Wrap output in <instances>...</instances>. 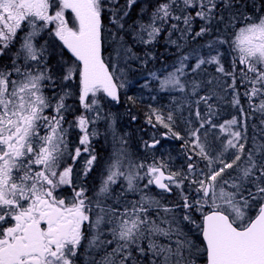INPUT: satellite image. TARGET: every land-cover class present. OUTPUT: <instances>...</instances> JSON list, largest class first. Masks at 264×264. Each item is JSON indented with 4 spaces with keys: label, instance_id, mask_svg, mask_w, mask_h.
Instances as JSON below:
<instances>
[{
    "label": "snow or ice",
    "instance_id": "6c2138e0",
    "mask_svg": "<svg viewBox=\"0 0 264 264\" xmlns=\"http://www.w3.org/2000/svg\"><path fill=\"white\" fill-rule=\"evenodd\" d=\"M45 31L54 39L39 43ZM161 37L175 59L141 88L175 95L167 116L152 109L147 123L184 141L186 170L171 171L164 158L136 162L109 123L113 151L89 195L75 165L83 158L87 177L99 163L97 124L110 119L101 94L119 103L121 63L146 66L155 56L141 59L135 47ZM2 58L0 264H264V139L254 134L249 147L246 130L258 115L264 137V0H0ZM228 94L243 131L235 116L215 123ZM177 118L187 138L174 130ZM217 127L226 134L218 149L208 138ZM174 189L180 202L164 203Z\"/></svg>",
    "mask_w": 264,
    "mask_h": 264
},
{
    "label": "rangeland",
    "instance_id": "374dc122",
    "mask_svg": "<svg viewBox=\"0 0 264 264\" xmlns=\"http://www.w3.org/2000/svg\"><path fill=\"white\" fill-rule=\"evenodd\" d=\"M52 39L53 38H50L49 35H44V34H42L41 37L38 38L39 43H44L45 40H52ZM110 51H111V47H108L107 52H106L107 53L106 57L108 56V53ZM51 63L53 65H55V60H52ZM132 64H134L132 61H129L128 65H124L123 63H121V67H124V69H125V74H126L125 79L127 81L126 86L124 88L120 89V94H121V97L123 98V104H122L123 109L121 111H119L117 109L111 108L112 107L111 105H110L111 107H109V106L106 107L105 103H102L103 114H105V115L110 114V119L108 121L101 120L97 124V128L100 132V135L94 141V146L97 143H99V145H101L100 146V152L97 151L98 156L101 160L96 165L94 170L90 173V175L87 176V178H88L92 174L95 173V180L94 181L88 180L87 183L84 184L85 187H87L90 190L89 195H91V190L93 189L94 186L98 185L99 180H100V173L98 175V178H96V175L98 173V166H100V169L102 170L105 162L108 161V159H109V157L113 151V139H112V132L109 129V123H112V126L115 129L117 135L122 136L124 138V140H126V141L128 138V131L129 130L132 131L133 135L137 136V141L139 142L140 148L139 149H133L129 146L128 142H127V148H128L129 153L131 154V158L138 163L141 161H143L145 163H151L153 158H156V159L164 158L165 160H168L167 159V152L171 151L170 150L171 146L168 144H162L157 151H149L148 149H145L144 142H152L153 138L158 140L160 131L165 130L167 132V129H165L164 127H162L159 124H156L154 117H153V124H156L155 131L152 132L150 130V126H153V125L147 123V119H148V114L151 112V110L156 109L153 106V101L157 100L158 98H162L163 96L168 95V98L164 97V100L166 101V98H167L170 105L165 104V106L163 107V109L168 110V109H170V107L172 105V95H175V94L169 95L167 93H161V92L155 91L154 90L156 87L155 83H153V85H152V87H153L152 91H149L148 89H142L141 85L144 83V80H138V79L134 78V76H133L134 74L132 73V70L135 71V68L132 66ZM55 69H57V68H55ZM208 70H210V69H208ZM210 71L214 72V68H213V70H210ZM117 75H119V72H117ZM51 91H52L51 88L46 89V92L49 95H51ZM132 96H137L139 99L145 100L143 103L147 104V105L143 106V107H145V108H143V111H144L143 115L144 116H142V117L139 116V118L137 117L138 119L136 118L135 120H133L132 117L133 116L136 117V116L132 115V113H130V111H128V109L130 110L129 97H132ZM153 96H155L156 98L153 99ZM231 99H232V97H231ZM231 99H229V103H230ZM148 101H151L152 103L150 104ZM201 109L206 110L205 106H203V105H201ZM233 113L234 114L230 115L227 120L232 119L233 116L237 117V119L241 121V124H242L241 130L243 131L244 130L243 125L245 123L243 116L240 114L239 110L235 109V108H233ZM163 114L165 116H167V114L165 112H163ZM183 115L188 116V111L186 110L183 113ZM192 119L195 122L194 115H193ZM137 120L142 121V122H140L141 125L138 123ZM224 121H221L217 125L223 123ZM182 123H183L185 131H187L185 122L182 121ZM249 125H250V130L248 129ZM253 125H256L255 130L253 128ZM196 126H198V123L196 124ZM133 127L135 128L134 130L132 129ZM260 127H261L260 126V119L258 121H256L255 124H250V122H249V124L246 123L247 133L250 132V133L254 134L255 132L260 131ZM174 130L177 131V122L174 125ZM204 131L205 130H203L202 133H204ZM208 131H209V133H212V134L216 135L217 137H224L226 139V134L221 133L219 130V127L215 128V129L209 128ZM146 135H148V138L145 137L143 139V136H146ZM175 141L176 142L173 145H176V147H177V142H179V141L181 142V140L175 139ZM179 146L181 147V148H179V150L183 151V153H184V150L182 148V144H180ZM229 158H231V157H229ZM182 160L183 159H181L180 162H182ZM168 163L170 164L169 161H168ZM180 165H182V163L173 164V166H177V168H180ZM101 170H100V172H101ZM174 171H176V170H174ZM78 178H80V177H78ZM142 183H146V180L143 181ZM114 187L116 188L117 191H119V184L114 186ZM186 188L187 187H185V190L187 192ZM174 191L176 192V197H175L174 201L166 202L163 199L164 203H166V204L173 203L174 204V203L180 202L179 190L174 189ZM151 192H152V190H151ZM133 198L134 197H132V196L128 197V199H133ZM195 239L199 240V236H196Z\"/></svg>",
    "mask_w": 264,
    "mask_h": 264
},
{
    "label": "trees",
    "instance_id": "16d2710c",
    "mask_svg": "<svg viewBox=\"0 0 264 264\" xmlns=\"http://www.w3.org/2000/svg\"><path fill=\"white\" fill-rule=\"evenodd\" d=\"M138 7L139 6H137V8L132 13L133 18H135V16H136V12L138 11ZM105 22L107 23V21H105ZM199 24H200V22L197 21L196 25H195V27L197 29L199 27ZM199 42L202 43L203 41H199ZM135 51L140 55L141 59L144 58L145 51H151L153 53V55L155 56V59H149V61H148L146 66L143 65L140 62V60H132V62L134 63V64H132V66L135 68V71L132 70V73L134 74L133 75L134 78L138 79V80H144L148 76L149 71L160 69L161 66H162V63H167V64L170 65L175 59V57L172 55V53L175 52V49L169 47L166 50V45L163 42V37H161L160 41L158 43H156L155 45H153L150 49H145V47L143 45H137L135 47ZM223 51H225V52L228 51L227 45H225ZM230 62H231V57L230 56H225V63L226 64H230ZM208 69L213 70V68H208ZM210 70H208V71L211 72ZM204 78L207 79V76H205ZM241 91H242V89H241ZM200 94L203 95V94H205V92L202 91ZM164 97L168 98V95L163 96L162 98H158L156 100V102H154L153 105H155V107H156V104H157V107H159L158 103H161V104L165 103L166 105H170L169 101L167 100V98H166V101H165ZM132 98L133 99L130 100V104H129L130 105V110L128 109V111H130V113L134 114L136 116V118H137L139 115L143 114L142 111H143V108H145L143 106L147 105V104L143 103V101H139L137 99V96H132ZM229 99H231L230 94L226 95L225 96V100L223 102L219 103V105H218V107H219V115L215 118V123L216 124L220 123L221 121L227 120L230 115L234 114L232 105L229 103ZM148 102L150 104L152 103L151 101H148ZM213 103H216L215 99H214ZM242 103H243V107H244L245 111L249 112V115H251L250 110L248 109L247 101L243 100ZM120 110H122V108H120ZM168 111H169V109L165 110V113L167 114ZM142 116H144V115H142ZM243 119L245 121V117L244 116H243ZM259 119L260 118L257 115L254 119H247L246 123L249 124V122H250V124H255V122L258 121ZM176 122H177V132H179L181 134V136H184L185 138H187V131H185V129H184L182 120L177 118ZM248 129L250 130V125H249ZM202 132H203V130H201V136L203 138L204 133H202ZM254 134L257 136L258 139H264V137L261 136L260 131L255 132ZM254 134H252L250 132L247 133V135L249 137V140H248V146L249 147L251 146V138H252V136ZM216 137H217L216 135H214L212 133H209V131H208L209 140L211 142H213L214 146L218 149L219 145H220V141L216 140ZM180 144L183 145L184 141L183 140H181V142L179 141L177 147H176V145H170L171 146L170 147L171 151L167 152V159L170 162L169 168H170L171 171H174V170L177 171V170H181V169L186 170L187 160H186V156L183 153V151L179 150V148H181L179 146ZM229 157H231V156H229ZM181 159H183L182 162H180ZM230 159L231 158H229V160ZM179 163H182L183 166L180 165V168H177V166H173V164H179ZM187 191H188V189H187ZM151 193L153 194L154 192L152 191ZM175 197H176V192L173 191L172 195L170 197L169 196H165L164 200L166 202L174 201ZM197 219H199L198 215H197Z\"/></svg>",
    "mask_w": 264,
    "mask_h": 264
},
{
    "label": "flooded vegetation",
    "instance_id": "af4514ba",
    "mask_svg": "<svg viewBox=\"0 0 264 264\" xmlns=\"http://www.w3.org/2000/svg\"><path fill=\"white\" fill-rule=\"evenodd\" d=\"M68 16H69V18H70V16H71V14L70 13H68ZM44 35H48V33L46 32V33H43ZM54 39V38H53ZM56 43L57 44H59V42L58 41H56ZM65 55L66 56H68L66 53H65ZM0 62H4V63H7L8 62V60H7V58H2V60H0ZM54 71H56L58 74H59V69H53ZM77 82H78V79H77ZM59 89H57V91H58ZM77 91H78V89H77ZM67 103L68 104H71V105H73L74 107H76L77 108V110L79 111V108H78V101L75 99V98H71V99H69L68 101H67ZM73 118V115L70 113L69 115H68V119L69 120H71ZM129 134H131V136L130 137H128V140L127 141H129L130 143H132V145H133V143H134V137H133V134H132V132L130 131V133H128V135ZM145 138V137H144ZM147 138V137H146ZM70 139H71V141H72V144H71V147H75V144L78 142V133H77V131L74 129L73 131H72V133L70 134ZM100 146L101 145H99V143H97V144H95V148L97 149V151L98 152H100ZM130 146V145H129ZM131 148H133L134 149V147L133 146H130ZM101 159L99 158V161H100ZM68 163H71V160H69L68 161ZM82 165H83V158H81V160L75 165V168H76V172H77V180H78V182H82L83 184H86L87 183V181L88 180H92V181H94L95 180V173L94 174H92L90 177H81L80 175H79V173L81 172V170H82ZM100 166H98V173H97V175H96V178H98V175H99V173H100ZM78 177H80V178H78ZM90 178V179H89ZM70 193V189H68V188H65L64 189V194L65 195H67V194H69Z\"/></svg>",
    "mask_w": 264,
    "mask_h": 264
},
{
    "label": "water",
    "instance_id": "95a60500",
    "mask_svg": "<svg viewBox=\"0 0 264 264\" xmlns=\"http://www.w3.org/2000/svg\"><path fill=\"white\" fill-rule=\"evenodd\" d=\"M109 100H111L110 98H108ZM112 101V100H111ZM154 187V186H153ZM155 188V187H154ZM157 191H159L160 192V190L159 189H157V188H155Z\"/></svg>",
    "mask_w": 264,
    "mask_h": 264
}]
</instances>
